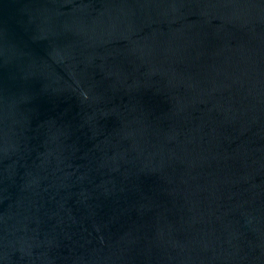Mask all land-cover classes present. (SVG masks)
Segmentation results:
<instances>
[{
  "label": "water",
  "instance_id": "1",
  "mask_svg": "<svg viewBox=\"0 0 264 264\" xmlns=\"http://www.w3.org/2000/svg\"><path fill=\"white\" fill-rule=\"evenodd\" d=\"M0 264H264V0H0Z\"/></svg>",
  "mask_w": 264,
  "mask_h": 264
}]
</instances>
